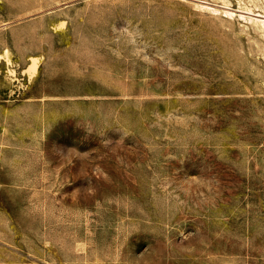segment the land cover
Segmentation results:
<instances>
[{
    "label": "rangeland",
    "instance_id": "obj_1",
    "mask_svg": "<svg viewBox=\"0 0 264 264\" xmlns=\"http://www.w3.org/2000/svg\"><path fill=\"white\" fill-rule=\"evenodd\" d=\"M263 20L0 0V264H264Z\"/></svg>",
    "mask_w": 264,
    "mask_h": 264
},
{
    "label": "bare ground",
    "instance_id": "obj_2",
    "mask_svg": "<svg viewBox=\"0 0 264 264\" xmlns=\"http://www.w3.org/2000/svg\"><path fill=\"white\" fill-rule=\"evenodd\" d=\"M251 12V11H250ZM253 13V12H252ZM235 13H233V15H234ZM261 14V13H260ZM257 16V15H256ZM258 19V18H257ZM261 19H259V21H260ZM264 21V20H263ZM261 22V21H260ZM263 23V22H262ZM31 59H32V61H31V63H30V65H29V67H27L28 68V70L27 69H25V70H27V71H29L30 72V74L32 75L34 72H35V70H36V68H37V66H38V63H39V58L38 57H36V56H32L31 57ZM11 71H14L12 68L10 69Z\"/></svg>",
    "mask_w": 264,
    "mask_h": 264
}]
</instances>
